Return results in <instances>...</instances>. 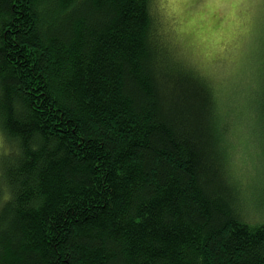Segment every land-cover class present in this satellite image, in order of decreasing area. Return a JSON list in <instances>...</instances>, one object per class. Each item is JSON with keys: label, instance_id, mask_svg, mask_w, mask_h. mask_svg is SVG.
<instances>
[{"label": "trees", "instance_id": "16d2710c", "mask_svg": "<svg viewBox=\"0 0 264 264\" xmlns=\"http://www.w3.org/2000/svg\"><path fill=\"white\" fill-rule=\"evenodd\" d=\"M153 4L0 0V130L24 149L0 264H264V165L239 179L226 149L264 154V71L170 65Z\"/></svg>", "mask_w": 264, "mask_h": 264}, {"label": "clouds", "instance_id": "9594fccd", "mask_svg": "<svg viewBox=\"0 0 264 264\" xmlns=\"http://www.w3.org/2000/svg\"><path fill=\"white\" fill-rule=\"evenodd\" d=\"M153 14L162 46L190 41L206 61L264 71V0H154ZM23 152L18 138L0 130V208L13 199L4 170Z\"/></svg>", "mask_w": 264, "mask_h": 264}, {"label": "rangeland", "instance_id": "374dc122", "mask_svg": "<svg viewBox=\"0 0 264 264\" xmlns=\"http://www.w3.org/2000/svg\"><path fill=\"white\" fill-rule=\"evenodd\" d=\"M152 12H153V6H152ZM183 48L176 50L178 54V58H182L183 60L190 59L193 61L196 60V64L198 67H196L193 64H188L185 62H182L179 60L176 56L174 57L171 52L169 51L168 57L172 60V63L170 65L177 66L185 71V73L190 74L192 77L197 78L201 80L203 83H206L208 85V80L204 76L205 74L202 73V69H205L206 71L211 72L210 69L214 71L215 77L219 82H231V78L234 77L236 74V66L228 65L225 61H217V60H205L201 57L199 54V50L197 49L196 45L190 41H185L180 43ZM179 46V45H178ZM191 57L189 56V54ZM180 56V57H179ZM201 68V70H200ZM205 72V71H204ZM209 77L211 80L215 81L214 75L211 73L209 74ZM216 82V81H215ZM223 87L219 85L218 88V98L221 104V108L224 109L228 106L235 105V95L233 93L225 92L223 95L220 94V90ZM227 91L226 89H224ZM235 112V111H234ZM233 115V111H232ZM234 119L232 120V122ZM237 128L240 129V127L237 126ZM235 130V127L233 128ZM244 135V132L242 133H234L229 135L231 140L229 142V145L227 146V150L230 151V155H227V161L229 162L230 166V173L236 177H239V179H245L249 178L251 176H255L257 173H259L264 165V154L262 152L261 147L258 144H255L253 142H250L249 140H246L245 138H242ZM226 160V159H225ZM244 184H246V181H244Z\"/></svg>", "mask_w": 264, "mask_h": 264}]
</instances>
